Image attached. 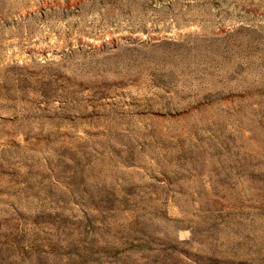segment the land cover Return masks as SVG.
<instances>
[{
	"label": "rangeland",
	"instance_id": "374dc122",
	"mask_svg": "<svg viewBox=\"0 0 264 264\" xmlns=\"http://www.w3.org/2000/svg\"><path fill=\"white\" fill-rule=\"evenodd\" d=\"M0 264H264V0H0Z\"/></svg>",
	"mask_w": 264,
	"mask_h": 264
}]
</instances>
